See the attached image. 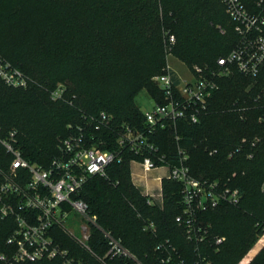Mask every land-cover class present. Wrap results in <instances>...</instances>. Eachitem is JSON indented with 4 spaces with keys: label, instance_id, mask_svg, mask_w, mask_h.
Wrapping results in <instances>:
<instances>
[{
    "label": "trees",
    "instance_id": "trees-1",
    "mask_svg": "<svg viewBox=\"0 0 264 264\" xmlns=\"http://www.w3.org/2000/svg\"><path fill=\"white\" fill-rule=\"evenodd\" d=\"M241 1L252 13L260 12V0ZM236 26L222 0H0V53L31 80L27 88L0 81L1 135L15 132L23 156L49 167L60 140L90 126L101 112L111 115L115 126L128 122L140 128L145 113L136 98L146 89L162 101L155 77L169 54L211 72L239 41ZM171 34L176 42L170 48ZM218 83L198 122L182 119L176 129L153 135L172 163L182 148L197 178L240 191L239 202L225 201L198 214L208 229L199 249L177 221L185 209L180 183L164 179L163 203L151 204L133 180L130 157L110 164L81 191L98 223L146 264H154L155 246L167 240L182 264L200 258L205 264H239L264 236V66L256 76L233 71ZM59 84L65 86L63 99L53 100ZM109 135L104 150L116 146V135ZM12 158L0 142V184ZM150 224L154 228L146 229ZM15 226L0 217V257L14 252L8 238ZM57 235L83 264H131L105 257L108 244L99 231L90 240L92 250L65 229ZM0 264H5L1 258ZM18 264H64V258ZM249 264H264V247Z\"/></svg>",
    "mask_w": 264,
    "mask_h": 264
},
{
    "label": "built area",
    "instance_id": "built-area-1",
    "mask_svg": "<svg viewBox=\"0 0 264 264\" xmlns=\"http://www.w3.org/2000/svg\"><path fill=\"white\" fill-rule=\"evenodd\" d=\"M222 1L237 23L239 41L236 46L227 56L218 59V66L213 71L197 65L189 68L188 76L175 70L169 61V54L163 73L155 77L163 91L162 101L152 98L154 106L144 112L142 127L128 122L115 126L112 116L101 112L91 117L90 126L81 127L77 133L60 140L59 154L49 167L27 160L17 146L16 133L2 136L0 127V142L13 157L0 184V217L12 219L16 224L8 238L14 252L0 257L5 264L58 257L64 258V264H83L62 247L57 235L59 228L65 229L88 250H92L89 243L94 232L99 231L108 244L105 257L127 259L131 264H146L120 238L98 223L97 216L90 214L87 202L80 197L89 179L95 175H105L110 164L123 162L127 157H130L131 167L140 164L145 174L160 166L169 168L168 178L180 183L185 206L177 221L186 227L187 238L197 249L208 234L207 226L198 221V214L225 201L239 202V189L217 180L197 178L186 163L188 155L182 148H179V160L172 163L153 139L159 130L170 127L176 129L179 120L198 122L219 88L220 77L233 71L256 76L264 66V0L258 3L261 7L258 13L249 11L241 0ZM175 42V35H169L170 48ZM0 81L12 87L27 88L31 80L21 68L0 53ZM64 92L65 86L59 84L51 93L52 99L62 100ZM111 132L116 135V146L104 150L102 146L110 144ZM179 138L176 133V139ZM149 202L160 203L154 195L150 196ZM73 211L82 221L79 227L82 239L76 237L65 225ZM148 228H154V224L147 225ZM223 240V237H218L217 243ZM155 251L159 256L154 264L183 263L177 258V248L169 240L159 242ZM197 264H205V260L200 258Z\"/></svg>",
    "mask_w": 264,
    "mask_h": 264
},
{
    "label": "rangeland",
    "instance_id": "rangeland-1",
    "mask_svg": "<svg viewBox=\"0 0 264 264\" xmlns=\"http://www.w3.org/2000/svg\"><path fill=\"white\" fill-rule=\"evenodd\" d=\"M169 61H170L171 65L175 68V70L179 74H181L183 76H188L190 74V71H189L190 67L187 66L184 62H182L178 58H176L175 56L170 55ZM136 101L144 112L151 110L154 106V101L146 89H143L138 94ZM155 170H156L157 174H163V173H166V171H169V168L164 165V166H160V167L156 168ZM142 174H144V173H142ZM141 181L145 184L147 182H150V183L154 182V180L152 181V179L148 178V176L146 177L145 175H144V177H142ZM214 181H216V180H214ZM263 189H264V185H263ZM160 195L161 196H156V197H157V201H159L160 204H162L163 200H164V198H163V187H162V191H161ZM81 223H82L81 219H79V217L76 215V213L74 211L69 214L68 218L65 221V225H66L67 229L72 231V233L76 237H78L79 239L83 238V235H82L80 228H79ZM263 247H264V236L261 237L260 240L254 246V248L241 259L239 264H248L253 258H255L257 256V254L263 249Z\"/></svg>",
    "mask_w": 264,
    "mask_h": 264
},
{
    "label": "crops",
    "instance_id": "crops-1",
    "mask_svg": "<svg viewBox=\"0 0 264 264\" xmlns=\"http://www.w3.org/2000/svg\"><path fill=\"white\" fill-rule=\"evenodd\" d=\"M144 173L140 164H135L132 166V177L135 184L142 190L145 195H154L161 196L160 193L163 187L164 179H167L169 176V171L163 174H157L156 170L149 172L148 174ZM144 175L154 182H147L146 184L141 181ZM249 264V263H248Z\"/></svg>",
    "mask_w": 264,
    "mask_h": 264
}]
</instances>
